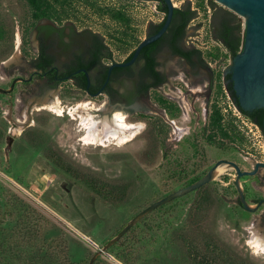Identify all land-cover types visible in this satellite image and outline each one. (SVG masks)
I'll return each mask as SVG.
<instances>
[{
  "label": "rangeland",
  "instance_id": "obj_1",
  "mask_svg": "<svg viewBox=\"0 0 264 264\" xmlns=\"http://www.w3.org/2000/svg\"><path fill=\"white\" fill-rule=\"evenodd\" d=\"M98 1L102 5H125L132 17L128 32L134 33L138 40L146 36L149 23H157L163 17L157 8L158 0ZM171 1L174 6L186 2L193 8L197 5V0ZM216 4L217 7L226 8ZM23 8L19 0H0V15L12 17L10 23L13 27L11 52L0 60L2 237H16L22 219L8 206L11 203L23 205L21 211L25 209V213L32 217L35 235L40 236L32 241L39 240L38 243H41V239L48 238L51 247L57 250L64 263L76 264L80 258L88 255L96 258L98 249L116 235L115 231L122 224L125 226L134 219L131 229L138 222V214L144 208L167 195L181 193L187 187L186 180L174 174L176 169L180 170L182 166L189 170L194 168L191 175L201 173L204 177L216 164H227L230 160L239 164L242 170L253 169L255 162H264L262 133L242 114L239 118L234 116V104L227 95L220 94L218 103L226 109L224 112L228 114L227 118L233 117L236 120L239 131L244 135V142L230 144L228 149L221 150L208 145L204 140L202 133L208 119L209 106L216 100V73L223 71L230 62L229 58L208 62V68L213 72V81L210 82L212 75L206 68L190 70L178 58L170 57L165 52L159 55L160 69H164L167 80L155 91L151 90L144 99L149 98L155 102L156 94L169 97L179 105L180 113L173 117L163 110H148L150 114L161 116L169 125L166 139L151 164L142 162L140 158L147 142L144 133L147 125L142 119L133 117L135 112L130 114L122 108H116L108 113L109 104L104 95L96 98L78 96L74 99L71 95L73 92L65 88L57 96L56 89L44 88L41 81L28 84L31 90L25 93L20 82L14 84L18 72L24 77L28 76V69H25L27 64L20 56ZM75 15L59 25L71 24L77 29L88 28L99 33L109 44L115 61H123L135 47L136 42L131 47L118 41L116 33L120 28L106 15L99 16L83 6L76 10ZM210 15L211 9L207 8L206 13L198 9L196 18L187 28L183 42L185 46L195 45L203 51L213 50L217 46L210 34ZM236 16L242 24V34L244 18ZM29 37L34 44L35 34ZM48 93H55L52 100L37 103L38 98ZM55 101L60 106L59 113L41 107ZM116 113L123 114L127 123L139 126L127 142L119 144L112 138H104L95 143L80 140L86 134L83 118L91 117L97 122V128H100L103 118H112ZM25 133L26 136L30 134L40 140L33 142ZM46 140L76 165L88 168L104 179L128 184L127 198L117 205L109 203L82 182L57 169L45 158L41 149V141ZM234 171L231 166L207 182L216 203L206 228L234 253L253 263L264 264V251L255 248L252 241L264 239V205L259 206L260 203L254 204V200H251L254 197L260 198L263 193L260 189L252 188V180L255 178L244 176L236 181ZM232 179L239 186V196L243 203V206L239 204V208L233 202L236 184L226 185ZM195 196L196 190H189L166 201L160 209L152 210L144 221L149 223V227L139 224L125 240L122 248L124 263L107 252L99 254L102 258L100 261L104 264H194L186 253L182 234L189 231L188 210ZM49 242L42 244L48 246Z\"/></svg>",
  "mask_w": 264,
  "mask_h": 264
},
{
  "label": "trees",
  "instance_id": "obj_2",
  "mask_svg": "<svg viewBox=\"0 0 264 264\" xmlns=\"http://www.w3.org/2000/svg\"><path fill=\"white\" fill-rule=\"evenodd\" d=\"M19 2L24 7L21 25V51L26 57L31 56L32 49L29 36L33 29L39 27L37 24L39 20L46 19L53 23L61 24L64 20L76 16L75 12L80 6L95 12L99 16L106 15L111 21H114L118 28H120L116 33V37L123 45L133 46L135 42L136 45L140 42L134 33L128 32V29L131 28L132 17L128 13L125 5H102L98 0H19ZM196 4V8L191 7L189 2L183 3L181 6H175L173 8L170 24L163 35L141 49L136 59V62L141 56L145 59V64L139 72L140 78L138 79V85L140 88L147 89L149 87V84L144 81L145 75H149L155 82L161 80L158 71L154 69L156 61L153 56L154 51L161 44H167L174 53L185 57L192 64H196L192 61V58L195 57L207 66L210 61H215L220 58L226 60L239 51L242 42V24L237 19L236 14L227 8L217 7L214 0H197ZM157 8L163 13V18L157 23H149V33L156 32L161 27L166 17L167 10L162 0H158ZM207 8L211 9L209 19L210 34L216 40L217 46L213 47V50L208 51H203L199 47L183 49L178 41L184 38L190 22L197 16L198 9H202L203 12L206 13ZM11 18L0 15V60L6 58L11 52L13 35V27L10 23ZM133 49L134 48H132V51L125 60L130 58ZM96 51L98 52V49ZM96 54V59L93 55V59L85 64L87 68H90L92 63L99 62L100 56ZM39 55L41 60L39 61L40 63L38 62V67H41L42 70H46L47 64L49 63L48 58L43 52ZM207 58H209V61ZM128 68H130V66L119 67V70H126ZM100 73L103 72L100 71ZM216 76V100L212 101L209 106L208 119L203 127L202 134L208 145L226 150L230 147V144H242L245 139L244 135L239 131L236 120L233 119V117L227 118L228 114L225 113L226 109H223L218 103V96L220 94L227 95L223 88L224 85L241 114L249 121L258 124L264 131L263 109L257 108L252 111L243 110L238 104L232 82L224 84L226 79L230 78V74H223L222 71H219L216 73ZM221 77L223 81H221ZM154 99L171 116L175 117L179 115L180 108L172 100L166 99L160 94H156ZM143 116V114H138L135 118L140 120ZM148 117L150 118L146 121L147 126L144 132L147 142L141 152L140 158L142 162L151 164L156 159L161 145L166 139L165 137L169 125L157 115H149ZM24 135L26 136V133ZM26 137L33 142L40 140L39 137L30 136V134ZM41 144V149L44 152L45 158L57 169L66 173L74 180L82 182L105 201L117 205L127 198L126 194L129 186L128 184L126 185L125 182L104 179L88 168L76 165L70 158L47 140L41 141ZM193 170L195 169L192 168V170H189L188 167L182 166V169H176L174 174L177 175L179 179L185 178L186 186H189L203 177L201 173L191 175L190 172H193ZM209 186L208 183H205L196 190V196L188 210L187 220L189 231L182 234V240L187 255L194 264H256L234 253L216 239L206 228V223L216 203V198H214ZM164 204L165 203L156 208L160 209ZM8 207L13 209L15 213L18 214V217L22 219L17 228L16 237L14 236L13 238L11 235L12 238L6 236L2 237V233H0V264H69L64 263V260L60 257L59 253H57V250L51 247V241L49 242L48 238L44 237L41 239V243H38V239L36 242L32 241L33 238L36 240V237L39 235H35L36 230L34 229L35 225L33 226L32 223V221H34L32 217H30L28 213H25V209L23 212L21 211L22 207H24L23 205L18 206L15 203H11ZM152 210L139 218L138 222L120 239L112 243L106 252L113 254L115 258L120 259L124 263L122 248H124L125 240L130 233L135 231L139 224L143 223L146 228L149 227V223H144V221ZM123 227L124 224H122L115 233L117 234ZM107 241H109V239ZM42 242H49V245L44 246ZM129 251L130 250H128V252ZM92 257V255L82 257L76 264H89ZM100 260H102L101 255H98L93 259L91 264H104V262Z\"/></svg>",
  "mask_w": 264,
  "mask_h": 264
},
{
  "label": "flooded vegetation",
  "instance_id": "obj_3",
  "mask_svg": "<svg viewBox=\"0 0 264 264\" xmlns=\"http://www.w3.org/2000/svg\"><path fill=\"white\" fill-rule=\"evenodd\" d=\"M37 24L39 27L33 29L30 33L32 34L33 31L35 32L34 44L31 42L30 37V46L34 51V54L26 57L20 49V56L22 58V61L27 64V67H25V69H28V76L24 77L20 72H18L16 74V77L14 78V84L16 82H20V84L23 85V91L25 93H30L31 89L28 84L41 81L44 88L47 87L49 89H56L55 93L57 94V96L60 95V93L65 90V88L73 92V94L71 95L74 99H76L78 96H89L96 98L99 95H104L106 97L107 103L109 104L108 113H111L116 108H122L128 113L135 112V115L133 117L138 116V114H143L144 116L142 120L146 124L147 119L150 118L148 116L153 115L148 113V110L153 109L156 111H165V109L162 108L156 101L153 102L149 98L144 99V97H148V93L151 90L155 91L157 87L164 84L167 80V75L163 71L164 69H160L161 62L158 58L162 52L167 53L170 57H175L185 62L190 70L201 67L206 68L210 73V76L212 75L210 82L213 81L212 70L208 68V66L205 65L201 60H198L194 57L192 58V61H194L196 64H192L185 57L174 53L167 44H161L153 53L154 59L156 61L154 69L158 71L159 76L161 77V80L159 82H155V80H153V78H151L149 75H145L144 81L149 84V87L147 89H142L139 87V72L142 66L145 64V59L142 56L137 60V62L135 60L133 64L129 65L130 68L126 70H119V67L112 68L108 79L106 80L107 69L109 65L116 61L112 57V52L110 51L109 44L105 41L102 35L88 28L77 29L71 24L59 25L46 19L39 20ZM148 29L146 35L150 34ZM184 38L178 41L179 45L183 49L197 47L195 45H192L190 47L185 46L183 44ZM97 49L98 52L96 51ZM131 51L132 49L130 50V52ZM41 52H43L44 55L48 58L49 63L47 64L46 70H42L41 67H38V62L41 60L39 55ZM95 54L100 56L99 62L92 63L91 67L87 68L85 64L91 61L93 59V55L95 56ZM128 54L124 57L123 60H125ZM84 70H86V72L88 73V79L85 75ZM21 71H23L22 68ZM100 71H102L103 73H100ZM228 82H231L230 78L226 79L224 84ZM223 88L226 91L227 96L231 99L225 85ZM54 94L48 93L46 97L43 96L42 98H38L39 100H37V103H45V101L52 100L54 98ZM165 98L172 100L169 97ZM232 103L234 104L233 101ZM234 106L239 111L235 104ZM165 113L168 115L166 111ZM130 114H128L127 116H130ZM251 123H253V125L262 133L264 144V131L259 127L258 124L254 122ZM237 165L239 166V164ZM250 170L252 169H243L242 171ZM234 173L237 177L236 181H238L240 178H243L244 176H251L255 178L254 180H252V188L254 190L260 189L263 195L260 198H251V200H254V204L260 203L259 206L264 205V165H259L256 169V172L252 175L238 176L236 171H234ZM234 180L235 179H232V181H228L226 185H235L236 182ZM235 193L236 196L235 198L233 197V202H235V205H237V207L239 208V204L243 206V203L241 202L239 196V186L237 184L235 187ZM233 198L230 199L232 200Z\"/></svg>",
  "mask_w": 264,
  "mask_h": 264
},
{
  "label": "water",
  "instance_id": "obj_4",
  "mask_svg": "<svg viewBox=\"0 0 264 264\" xmlns=\"http://www.w3.org/2000/svg\"><path fill=\"white\" fill-rule=\"evenodd\" d=\"M166 6V17L161 27L154 33L146 35L136 45L132 55L129 59L123 61H116L109 65L107 69V77L114 67H126L135 62L141 49L146 45L159 39L168 28L173 15V8L175 7L171 0H162ZM223 5L235 14L244 18L242 42L239 51L229 58V64L223 69V73L230 74V80L235 92L239 106L245 111H252L257 108L263 109V123H264V0H214ZM32 34H35L33 31ZM88 79V73L84 70ZM240 112V111H239ZM238 176L252 175L256 172L259 165L264 163H255V166L250 171H242L239 166L233 161H227ZM217 164L209 170V172L198 181L192 183L182 190L181 193H172L144 208L138 216H143L150 210L165 203L166 201L189 190H197L203 184L212 179V170ZM245 207H248L244 204ZM138 217V218H140ZM135 220L129 221L113 238H111L104 247L98 249L97 255L106 253V249L115 241L120 239L126 233ZM95 257V256H94ZM94 257L91 258L92 263Z\"/></svg>",
  "mask_w": 264,
  "mask_h": 264
},
{
  "label": "bare ground",
  "instance_id": "obj_5",
  "mask_svg": "<svg viewBox=\"0 0 264 264\" xmlns=\"http://www.w3.org/2000/svg\"><path fill=\"white\" fill-rule=\"evenodd\" d=\"M46 97V96H45ZM42 108H48L54 110V112L59 113L60 106L58 103L52 102L46 106H41ZM86 128V134L80 138L84 140V143H95L101 139L112 138L115 139L117 143L122 144L127 142L134 134L135 130L139 128L138 125L133 123H127L124 120V115L121 113H116L112 118H103L100 121V128L96 126L97 122L90 118H83ZM83 123V124H84ZM101 142V141H100ZM231 167L230 164L217 165L213 170L211 175L213 177L218 176L225 172V170ZM264 238V237H263ZM264 239H253V246L255 248H260L264 251Z\"/></svg>",
  "mask_w": 264,
  "mask_h": 264
},
{
  "label": "built area",
  "instance_id": "obj_6",
  "mask_svg": "<svg viewBox=\"0 0 264 264\" xmlns=\"http://www.w3.org/2000/svg\"><path fill=\"white\" fill-rule=\"evenodd\" d=\"M233 114H234V116H236V117L239 118L241 112H239V111L236 109V107L234 106V112H233ZM251 124H253V123H251Z\"/></svg>",
  "mask_w": 264,
  "mask_h": 264
}]
</instances>
